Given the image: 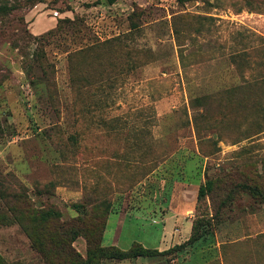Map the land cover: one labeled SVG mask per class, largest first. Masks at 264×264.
<instances>
[{"label": "rangeland", "instance_id": "obj_1", "mask_svg": "<svg viewBox=\"0 0 264 264\" xmlns=\"http://www.w3.org/2000/svg\"><path fill=\"white\" fill-rule=\"evenodd\" d=\"M174 189L170 253L95 264H264V0H0L4 264L155 248Z\"/></svg>", "mask_w": 264, "mask_h": 264}, {"label": "trees", "instance_id": "obj_2", "mask_svg": "<svg viewBox=\"0 0 264 264\" xmlns=\"http://www.w3.org/2000/svg\"><path fill=\"white\" fill-rule=\"evenodd\" d=\"M179 2H183L184 0H177ZM205 187L200 186L198 189L197 197L198 199L205 194ZM96 228V224L95 227ZM205 228V227H204ZM208 228V226L206 227ZM207 230H205V234L203 239H206L207 236ZM88 242V250H87V258L84 262V264H95L96 261L104 259V258H117V259H131V258H137V257H147V256H154L156 254L160 253H170L172 249L165 250L160 252L157 248H149L145 247L143 244L139 242H135L131 248L128 250L121 249L119 247H116L114 245L109 246H103L101 244V235H96L95 233L91 232L85 235ZM57 241H61L60 238H54ZM202 239L200 234L195 233L194 224L192 227V233L188 240H186L184 243L178 245L179 248L183 247H192L195 246L198 240ZM0 264H4L1 256H0Z\"/></svg>", "mask_w": 264, "mask_h": 264}, {"label": "crops", "instance_id": "obj_3", "mask_svg": "<svg viewBox=\"0 0 264 264\" xmlns=\"http://www.w3.org/2000/svg\"><path fill=\"white\" fill-rule=\"evenodd\" d=\"M174 191H175V189L173 190L170 198L166 201V202L170 203V206H171V208L168 210V213L166 214V217L163 219L159 218L158 220H156L157 221L156 223L162 224V227H161L160 242L157 245V247H155V248H160L163 246V244H164L163 240H165L166 234H169L172 232V230H173L172 224H175V222H177V221H175V218L179 219L178 221L181 223L186 218L187 212L193 210L192 203L191 202L186 203L187 200L183 196H181V198L178 197L177 199H175L174 198ZM171 203H172V205H171ZM169 218H171V220L174 218V220L171 221V220H169ZM169 221H171V222L168 223ZM188 221H189V229H191L192 219L189 218ZM178 242H180V241H178Z\"/></svg>", "mask_w": 264, "mask_h": 264}]
</instances>
